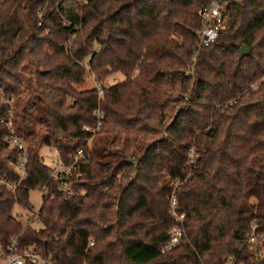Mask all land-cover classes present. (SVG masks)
Segmentation results:
<instances>
[{
	"label": "trees",
	"instance_id": "16d2710c",
	"mask_svg": "<svg viewBox=\"0 0 264 264\" xmlns=\"http://www.w3.org/2000/svg\"><path fill=\"white\" fill-rule=\"evenodd\" d=\"M206 1L0 0V180L14 187L0 184L2 246L17 236L56 264H264V0L227 3L197 50ZM85 67L97 83L122 80L97 99V87L74 88ZM9 127L26 144L22 180ZM42 147L63 163L84 149L76 195L54 193ZM40 186L53 196L22 230L13 208L30 210ZM172 221L182 236L161 251Z\"/></svg>",
	"mask_w": 264,
	"mask_h": 264
},
{
	"label": "built area",
	"instance_id": "2783aa9c",
	"mask_svg": "<svg viewBox=\"0 0 264 264\" xmlns=\"http://www.w3.org/2000/svg\"><path fill=\"white\" fill-rule=\"evenodd\" d=\"M231 1L237 0H207L203 6L197 11L199 18V28L196 32V49L199 50L203 47H207L211 43L215 41L217 35L221 29H223L225 23V6L227 3ZM102 91L101 88L97 87L96 97L101 98ZM93 117L95 120V126L93 128H83L86 131H90L91 133H96L102 126V115L96 109L93 112ZM8 125V123H7ZM9 135L5 137V141L7 142L9 148H14L17 152V160L15 164L12 166L18 180H22L26 177V144L16 136H14L9 127ZM87 148V145H86ZM51 151L52 158L50 159V164L48 168V180L53 183L54 193L59 194L62 199H68L76 193L74 192L71 182V177L73 171L78 170V168L84 166L88 162V158L85 154L84 149H77L75 152L71 154L67 163H63L60 161L57 150L55 147H49ZM79 173L76 174L78 176ZM0 184H4L8 191L13 190V185L5 183L0 180ZM34 193L37 196V203L32 206L30 210H24L21 212L18 210L17 206L15 207V212L13 213L14 218L18 221L22 227V230L28 229H37L40 226L39 220V207L42 201V198L48 197L51 198L53 195L51 193L48 194L47 189L44 186H40L34 188ZM30 191V192H31ZM170 199H172L170 197ZM172 205L171 213L174 214V198L170 202ZM176 221H180L182 216L176 217ZM178 218H180L178 220ZM253 226L251 227L252 230ZM182 231L177 227H172L169 231V241L167 244L161 249V251L167 250L170 247L174 246L181 238ZM17 236L12 237L7 243L2 246L0 244V264H25L27 260L36 264H56L51 261L49 257H42L36 248L33 245H23L20 246L17 240ZM248 243L253 245L251 248V252L254 256L261 258L262 253L259 251L256 252L255 240L252 235L248 237ZM92 243L89 241L88 246Z\"/></svg>",
	"mask_w": 264,
	"mask_h": 264
},
{
	"label": "rangeland",
	"instance_id": "374dc122",
	"mask_svg": "<svg viewBox=\"0 0 264 264\" xmlns=\"http://www.w3.org/2000/svg\"><path fill=\"white\" fill-rule=\"evenodd\" d=\"M21 73V72H20ZM120 80H122V76L121 75H119V74H113V75H111V76H108V77H104L100 82H96L95 81V79H94V77H93V75L92 74H90L87 70H86V67H85V75H84V77H83V81L79 84V85H77V86H74V88L78 91V90H90V89H92V88H95V87H98L99 85H106V86H108V85H111V84H114L115 82H117V81H120ZM262 81L264 82V78L262 79ZM255 84H253L252 86H254ZM170 89V88H169ZM171 91V90H170ZM172 93V92H171ZM8 116H9V114H8ZM86 145H87V147H90V145H91V141L90 140H88V142L86 143ZM39 154H40V156H41V158H42V162H43V164L45 165V166H47V167H49V164H50V159L52 158V154H51V151L49 150V148L48 147H42L41 149H40V151H39ZM128 160H129V158H128ZM169 185L171 186V192H170V195H169V197H168V199H167V202H168V211H167V213H168V215L170 216V217H175L176 218V216L174 215V214H172L171 213V208H172V204L170 203L171 202V200L174 198L175 199V194H174V191L176 190V188H177V185H176V182L175 181H170L169 182ZM170 197L172 198V199H170ZM37 196H36V194L34 193V191H31L30 192V201H31V203H32V205H35L36 203H37ZM18 208V210H20L21 212H24V208H22V207H17ZM15 212V207L13 208V211H12V213H14ZM177 219V218H176ZM180 218H178V220H179ZM174 224V221H172V223H171V227H172V225ZM170 227V228H171ZM171 230V229H170ZM180 241V240H179ZM179 241L175 244V245H177L178 243H179ZM181 249V248H180ZM180 249H178V250H176V251H174V252H171L170 254H169V256H172V257H174L175 255H177L178 254V252H179V250ZM262 249V251H264V248H261ZM233 260L231 259V257H227V258H225L224 260H223V263L224 264H231V262H232Z\"/></svg>",
	"mask_w": 264,
	"mask_h": 264
},
{
	"label": "water",
	"instance_id": "95a60500",
	"mask_svg": "<svg viewBox=\"0 0 264 264\" xmlns=\"http://www.w3.org/2000/svg\"><path fill=\"white\" fill-rule=\"evenodd\" d=\"M247 53H248V49L247 48H240L238 50V57L240 58V57L246 55Z\"/></svg>",
	"mask_w": 264,
	"mask_h": 264
}]
</instances>
